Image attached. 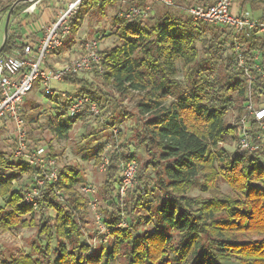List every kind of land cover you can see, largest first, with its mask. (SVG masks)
<instances>
[{"label": "trees", "instance_id": "obj_1", "mask_svg": "<svg viewBox=\"0 0 264 264\" xmlns=\"http://www.w3.org/2000/svg\"><path fill=\"white\" fill-rule=\"evenodd\" d=\"M15 1L0 0V9L9 11ZM116 1L84 0L71 19V34L62 47L74 44L83 10H104ZM238 1L239 11H261L257 18L264 20V0ZM151 2L135 3L144 6ZM28 4L16 7L13 15ZM114 25L118 44L100 51L103 71L95 72L121 96L136 98L142 120L137 137L149 159L139 168V183L127 192L121 209L119 170L122 163L136 159L119 149L110 156L104 190L112 211L105 222L114 237L113 246L93 254L91 245L83 240L79 215L85 211L87 199L78 190L84 179L77 168L64 165L56 182L47 180L34 208L24 202L23 180L33 182L39 168L27 160L11 162L0 151V199L5 203L0 205L2 228L34 226L40 213L39 237L47 240L44 249L36 247L38 257L19 253L0 264H108L121 255L128 264H264V143L254 138L259 145L256 151L238 145L233 153L219 146L239 143V124L248 113L250 92L257 105H264V81L253 69L258 54L264 59V37L242 39V66L232 33L221 26L195 23L170 11L151 14L145 21L116 16ZM18 34L17 29L11 30L0 56L23 54L25 44ZM223 36L229 40L226 45ZM245 67L256 76L251 85ZM181 71L183 80L179 79ZM62 82L79 88L81 95L91 97L102 108L101 93L80 75H67ZM44 94L49 96L46 91ZM50 98L56 100L54 95ZM70 104L71 100H62L47 123L60 139L67 138L88 114L71 116ZM233 110L235 121L227 123ZM252 125L257 132V124ZM150 170L157 177L163 199L153 214L141 216L137 214L141 210L153 212L150 193L142 188ZM219 180L228 184L231 193L222 192ZM195 187L208 196L192 195ZM49 210L56 213L53 221L46 217ZM122 212L136 223L154 222V229L135 234L134 223L117 227ZM53 240L57 242L55 250L51 248Z\"/></svg>", "mask_w": 264, "mask_h": 264}, {"label": "rangeland", "instance_id": "obj_2", "mask_svg": "<svg viewBox=\"0 0 264 264\" xmlns=\"http://www.w3.org/2000/svg\"><path fill=\"white\" fill-rule=\"evenodd\" d=\"M10 1L4 0L5 3H9ZM124 1L128 4H136V0H117L114 4L107 5L104 10L98 7L83 10L82 26L77 34L74 35V44L68 47L69 43H67L65 47L53 51L55 54L57 53V56L61 57L60 59L58 58L60 60L59 63L66 64L79 56L81 46L88 41H97L101 50L112 48L118 44L114 19L116 16H119V13L124 8ZM26 2L29 4L18 15H12L8 35L12 29H17L18 35H20L24 44L29 43L37 48L38 38H43L48 28L59 18L64 8V2L59 0H22L16 7ZM191 5L197 4H188L184 0H175V6L173 7L152 4V14L170 11L177 16L189 17L186 8ZM8 12H3L0 9V46L4 39ZM253 12L256 17L262 14L261 11ZM223 29L229 32L228 29ZM223 38L225 45L228 44L229 40L225 36ZM53 52L51 51L45 58L44 66L47 68L55 67L49 60ZM65 52L68 53L66 57L62 55ZM179 67H182L181 63H179ZM80 77L85 79L89 84H92L94 89L99 90L102 108H100V115L98 116L90 113L84 115L73 126L67 138L60 139L56 137L47 125L48 121L55 117L57 107L61 105L59 99L64 100L61 98L60 92L57 93L59 95H54L56 100H53L50 98L51 94L49 96L44 94L46 88L38 81L34 89L21 103V110L26 123L30 150H36L38 147L44 146L49 153L54 154L51 157L55 159L58 170L64 165H71L82 173L84 181L78 186V190L87 199V207L79 215L84 233L83 240L95 247L93 254H99L102 249H105L107 252L112 248L114 243V237L105 229L107 225L105 221L109 219L112 210L106 200L104 190L108 168L105 171L101 169L103 158L110 159L112 153L116 149H119L125 154H132L136 159L139 170L141 166H144L149 156H147L146 148L140 144L137 137L138 133L142 130V120L136 107V98L121 96L111 86L104 84L102 74H97L95 71L82 73ZM183 78L184 75L181 71L179 79L183 80ZM63 87L66 89L71 88L67 84H64ZM72 90L73 92L66 91V93H80L79 88L72 87ZM54 91L56 92V90ZM235 117L236 111L233 110L226 118L227 123H234ZM238 145L239 143L237 142L233 144H220L219 146L225 147L233 153L239 147ZM17 146L16 131L12 122L8 119L0 121V151L11 162L26 161V158L16 155ZM98 159L100 160L99 162L97 161ZM23 182L25 184L24 188L28 189L32 181L25 178ZM157 182L158 180L154 172L150 170L146 173L142 188L145 187L144 189L150 193L148 200L153 212L141 210L137 213L138 215L147 216L153 214L163 199V194L156 186ZM138 183L137 172V182L129 190H134ZM84 185L93 187L96 192L92 195L82 193L81 188ZM219 186L223 193H231V188L223 180H219ZM126 194L122 199L123 202L120 201L121 209H124L123 203ZM191 194L208 196V193L202 192L200 187H195ZM92 203L93 205H91ZM4 204V200L0 199V205L3 206ZM1 216L2 214L0 213V218ZM55 216L56 213L53 210H49L46 213V217L51 221L54 220ZM98 216L102 218L104 223L98 221ZM40 217L41 215L38 213L35 218L37 224L34 226L18 227L9 231H5L0 224V262L3 259H10L13 255H18L19 253H27L34 257L39 256L36 247L44 249L47 244L46 238L39 237ZM119 222L117 227H127L131 223L136 224L135 234L154 229V222L136 223V220L127 218V215L123 212ZM109 232L111 233V230ZM56 247L57 242L53 240L51 242L52 250H55ZM122 250H125V248L123 247ZM56 256V252H53L52 257L55 258ZM108 264L128 263L125 257L121 255L115 261Z\"/></svg>", "mask_w": 264, "mask_h": 264}, {"label": "built area", "instance_id": "obj_3", "mask_svg": "<svg viewBox=\"0 0 264 264\" xmlns=\"http://www.w3.org/2000/svg\"><path fill=\"white\" fill-rule=\"evenodd\" d=\"M59 1L64 2V8L59 18L48 28L36 50L31 44L25 43L23 54L0 56V121L8 119L14 126L18 142L16 155L26 158L29 163L39 168V173L34 176L33 182L24 194V202L34 208L38 207V201L41 198L46 181L56 182L59 170L55 159L51 157L44 146L38 147L36 150H30L21 103L39 80L49 94L59 95L52 89V82H62L67 75H81L96 69L101 73L103 71V58L97 41L83 43L80 55L66 64L54 68L44 66L47 54L61 48L70 36L71 19L76 15L84 0ZM151 1V4L144 6L128 4L124 1V8L119 13V17L123 20L145 21L152 14V4H160L165 7L175 6V0ZM236 2L237 0H212V3L208 5H191L186 8V12L195 23L203 22L228 29L233 35L232 41L239 62L244 66L242 39H248L253 35L264 37V20L255 17L250 10H236L234 8ZM253 69L256 75L264 81V59H261L259 54L256 56ZM245 72L251 85L256 76L247 67H245ZM251 95L250 92L247 104L248 113L241 119L239 124V146L245 150L256 151L259 145L254 142V138L264 143V105H257ZM60 96L62 99L71 100L68 108V113L71 116L83 113L100 115L99 105L89 96H83L79 92L73 94L61 92ZM248 116H252V120H249ZM253 122L258 126L257 132H253ZM109 164L110 159L104 157L101 169L107 170ZM137 172L136 160L122 163L120 167L121 183L118 190L121 202H123L122 199L126 192L132 189L137 182ZM81 191L88 195L96 192L93 187L88 185L82 186ZM98 221L104 223L100 216H98ZM105 227L110 234L108 226ZM94 249L95 247L91 245V251Z\"/></svg>", "mask_w": 264, "mask_h": 264}, {"label": "crops", "instance_id": "obj_4", "mask_svg": "<svg viewBox=\"0 0 264 264\" xmlns=\"http://www.w3.org/2000/svg\"><path fill=\"white\" fill-rule=\"evenodd\" d=\"M210 1H212V0H210ZM234 8L236 9V10H240V7H239V1L237 0V2L235 3V5H234ZM247 10H249V9H247ZM251 11V10H250ZM253 12V11H252ZM253 14H254V12H253ZM255 16V15H254ZM256 17V16H255ZM41 39H42V37L41 38H38V42H37V46H38V44L40 43V41H41ZM34 49L36 50V48L34 47ZM80 51H81V49H80ZM81 53V52H80ZM57 54V53H56ZM54 52H53V54H51L50 55V62L52 63V65H54L55 67L56 66H58V65H61L59 62H60V60H58V58L60 59L61 57L60 56H57ZM67 52H65L64 54H62L63 56H67ZM64 86V83L63 82H52V84H51V87H52V89L53 90H56V93H61V92H66V91H72L73 92V90H72V86H71V88H69V89H66V88H64L63 87ZM58 91V92H57ZM60 101H62L61 99H59Z\"/></svg>", "mask_w": 264, "mask_h": 264}, {"label": "water", "instance_id": "obj_5", "mask_svg": "<svg viewBox=\"0 0 264 264\" xmlns=\"http://www.w3.org/2000/svg\"><path fill=\"white\" fill-rule=\"evenodd\" d=\"M22 0H17L13 3V5L11 6L8 14H7V18H6V23H5V30H4V39H3V42L0 46V54L3 52L5 46H6V43H7V40H8V30H9V25H10V20H11V17L13 15V12L16 8V6L21 2Z\"/></svg>", "mask_w": 264, "mask_h": 264}]
</instances>
